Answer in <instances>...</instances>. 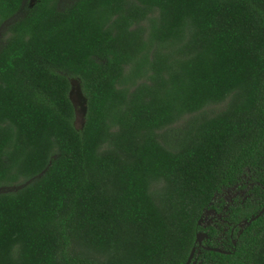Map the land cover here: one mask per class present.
<instances>
[{"label": "trees", "instance_id": "16d2710c", "mask_svg": "<svg viewBox=\"0 0 264 264\" xmlns=\"http://www.w3.org/2000/svg\"><path fill=\"white\" fill-rule=\"evenodd\" d=\"M57 4L0 47V264H185L231 187L199 264H264V0Z\"/></svg>", "mask_w": 264, "mask_h": 264}, {"label": "rangeland", "instance_id": "374dc122", "mask_svg": "<svg viewBox=\"0 0 264 264\" xmlns=\"http://www.w3.org/2000/svg\"><path fill=\"white\" fill-rule=\"evenodd\" d=\"M73 1L75 0H58V4L57 7L58 9H63L65 7H67L68 5H70ZM34 3V0H24L23 1V7L20 9V11L14 15L12 18H10L8 21H6L5 23L2 24V26L0 27V47L4 44L5 42V29L6 27L12 23L13 21H15L17 18L23 16L25 14V12L27 11L28 7H30L32 4ZM72 83V88H71V99L73 100V102L75 103V105L77 106V108L79 109L80 106L83 105V96L81 94L80 91V87L78 84L77 80L72 79L71 80ZM221 104L220 105H213V106H209L206 108V110H218L221 108ZM186 119H188L187 117H185L182 121L176 123L173 125V127L175 128H179L181 126H183V123L185 125L186 123ZM77 123L79 124L81 121V114H80V110L77 111ZM186 120V121H185ZM17 187V185H13V186H6V187H1L0 191H7V190H13ZM245 189L244 188H238V187H231L228 189H225L223 191V193H221V196L225 199L226 204H231L234 201V198H242L245 195ZM227 206V205H226ZM210 214L211 212L208 210L205 213V218L201 219V223L202 221H209L210 220Z\"/></svg>", "mask_w": 264, "mask_h": 264}, {"label": "flooded vegetation", "instance_id": "af4514ba", "mask_svg": "<svg viewBox=\"0 0 264 264\" xmlns=\"http://www.w3.org/2000/svg\"><path fill=\"white\" fill-rule=\"evenodd\" d=\"M228 205L229 204H226V201H225V205H223V207H222L221 210H217L216 208H208V209H206L203 212V214L201 215L200 218L201 219L205 218L204 215H205L206 211L209 210L211 212V214H210V220L207 221V222L206 221L205 222L202 221V223L200 222L199 226L202 229H199L198 231H204V232H206L205 231V227H207V226H209L211 224H216L217 222L218 223H221V224L228 223L227 218H226L227 217V214L225 213L228 210ZM225 229H226V227H225ZM198 231H196V232H198ZM207 237L204 238L200 243L199 242H196V244L193 246V247H195V250H194L193 257L191 258L189 264H199L200 261L198 260V254L201 253V250L202 249L208 250L207 249L208 246L206 244H204V240L207 239ZM233 242H235V241H233ZM185 264H186V262H185Z\"/></svg>", "mask_w": 264, "mask_h": 264}, {"label": "water", "instance_id": "95a60500", "mask_svg": "<svg viewBox=\"0 0 264 264\" xmlns=\"http://www.w3.org/2000/svg\"><path fill=\"white\" fill-rule=\"evenodd\" d=\"M262 213H264V206L253 216L247 218V219H243L242 222H241V226H245V225H248L250 224L254 219H256L257 217H259ZM201 222V218L198 220V224H200ZM207 237V233L204 232V231H198L196 232V235H195V242H201L204 238ZM235 244V242H233ZM208 250H214V251H218V252H226L218 247H207ZM194 250H195V247H192L189 255H188V258H187V261H186V264H189L191 258L193 257V254H194Z\"/></svg>", "mask_w": 264, "mask_h": 264}]
</instances>
